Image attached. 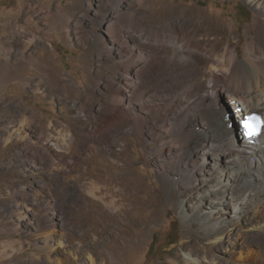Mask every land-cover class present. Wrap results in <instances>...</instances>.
<instances>
[{"label":"rangeland","instance_id":"374dc122","mask_svg":"<svg viewBox=\"0 0 264 264\" xmlns=\"http://www.w3.org/2000/svg\"><path fill=\"white\" fill-rule=\"evenodd\" d=\"M155 3L165 6L158 12L161 22L181 7L187 8V17L220 15L221 27L233 30L229 41L243 37L240 53L261 18L244 0ZM105 9L98 0H0V28L27 21V58L10 59L24 75L0 89V264H170L178 262L176 254L182 258L179 264H244V258L264 264L262 247L242 239V220L235 223L229 210L214 209L226 223L215 248L209 247L202 229L187 222L198 204L193 197L200 195L209 207L217 205L218 198L209 190L218 192L219 178L202 181L199 176L200 188L189 187V200L182 195L188 184L182 170L167 167L171 175L163 176L167 151L161 154L159 147L173 133L158 137L157 130L163 120H176L177 103L168 116H157L155 124L150 118L143 131L130 119L107 121L124 73L120 62L105 52L110 35L97 29ZM197 125L200 131L202 125ZM189 126L194 128L191 122ZM196 140L189 153L197 148ZM111 192L126 198L120 200L125 204L120 214L100 200ZM106 222L118 228L112 237L108 233L106 240H98L97 231H106ZM137 238L141 248L125 247ZM190 239L196 252L183 247Z\"/></svg>","mask_w":264,"mask_h":264},{"label":"bare ground","instance_id":"6f19581e","mask_svg":"<svg viewBox=\"0 0 264 264\" xmlns=\"http://www.w3.org/2000/svg\"><path fill=\"white\" fill-rule=\"evenodd\" d=\"M155 1L98 0V6L106 9L97 29L110 35L105 52L110 60L120 62L124 73L116 87L118 98H114L117 103L106 119L113 123L130 119L139 131H143L150 118L155 124L157 116H168L169 108L174 109L173 105L177 103L175 108L179 113L176 120H163L157 130L158 137L173 133V138L164 139L159 147L161 154L167 151L163 159V176L171 175L167 167L182 170V180L188 183L182 195L188 196L189 200L193 192L189 187L200 188L196 184L199 176L202 181L219 178L215 184L218 192L209 190L218 198L217 205L209 207L205 201H200V195L193 197L198 199V204L194 207V214L186 216L187 222L202 229L211 241L209 247L215 248L221 241L226 224L218 215L220 211L214 210L221 206L223 210L232 212L235 223L242 220L238 233L242 239L260 245L264 251V132L255 146L245 138L240 125V120L249 111L264 115V0H244L259 12L261 18L259 28L250 29L243 53L239 52L243 37L237 36L234 41H229L228 36L233 30L221 27L220 15H207L205 20L199 19L197 14L187 17V8L181 7L169 18L163 17L161 22L159 17L165 6L154 4ZM26 36L27 21L24 25L18 22L1 25L0 89L8 80L22 79L24 75L22 68L14 66L10 59L15 56L23 61L27 58ZM152 86L155 87L149 93ZM167 92H173L171 97L166 96ZM125 109L133 112L125 113ZM190 122L194 128L189 126ZM199 123L202 127L197 131ZM193 140L199 144L189 153V147H194ZM85 150L83 147L82 152ZM62 159H66L65 154H62ZM209 159L212 167H209ZM230 165L232 168L228 170ZM220 170L224 171L221 176ZM125 199V196L121 198L113 192L109 193L108 199L100 197L115 214L123 210L125 204L120 200ZM207 207L210 209L202 214ZM47 225H52L51 217H48ZM116 228L118 226L114 223L106 222V231L98 230L97 239L106 240L108 233L112 237ZM84 231L87 233V229ZM49 241V234L45 232L46 249L50 247ZM190 243L191 239L183 247L188 246L195 251ZM124 245L141 248L143 244L137 238ZM176 258L178 262L170 264H179L182 258L179 254ZM243 262L252 264L245 258ZM197 264L206 263L200 261Z\"/></svg>","mask_w":264,"mask_h":264},{"label":"snow or ice","instance_id":"6c2138e0","mask_svg":"<svg viewBox=\"0 0 264 264\" xmlns=\"http://www.w3.org/2000/svg\"><path fill=\"white\" fill-rule=\"evenodd\" d=\"M242 127L247 130L249 137L258 136L264 129V120L258 115H249L242 118Z\"/></svg>","mask_w":264,"mask_h":264}]
</instances>
